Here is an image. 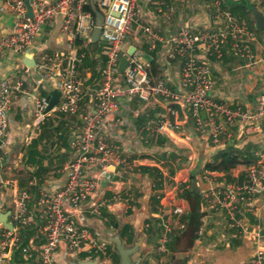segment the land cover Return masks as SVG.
Listing matches in <instances>:
<instances>
[{
	"label": "crops",
	"instance_id": "1",
	"mask_svg": "<svg viewBox=\"0 0 264 264\" xmlns=\"http://www.w3.org/2000/svg\"><path fill=\"white\" fill-rule=\"evenodd\" d=\"M53 1L49 0L51 3ZM155 1L161 7V12L148 0L137 1L126 47L136 46L149 55L152 58L150 64L156 62L159 65L161 80L170 89L177 90L180 82L179 63L164 61V53L170 46L156 42V49L151 51V40L141 27L150 26L159 37L168 40L183 23L198 24V11L212 15L213 0ZM238 1L224 0L225 8H228V2L236 4ZM169 7L173 10L171 15L167 13ZM252 13L254 15L248 19L247 16H238V20L250 19L249 26L256 27V30L251 29L256 33L250 45L255 63L240 57L230 45L224 48L222 58L206 57L213 81L210 96L215 102L230 108L254 110L257 99L264 94V62L259 61L264 56V32L257 31L254 20L256 17L258 23L264 21V7L259 5ZM12 20L4 0H0V40L10 33ZM66 40L64 20L57 17L46 27L43 36L36 37L33 46L24 55L0 61V80L10 70V65H20L18 73L12 74L10 80L14 83L22 81L28 93L19 98L20 101L14 104L10 112L11 134L3 150L6 156H18L21 169L20 166L6 169L0 165V174L5 179L15 181L19 189L28 188L29 181L35 182L32 186L33 200L30 202V208L34 209L33 222L20 229L10 215L7 219L14 228H18L21 238L20 248L13 253L15 264H41L40 249L45 243L46 221L40 218L35 200L39 191L55 189L63 183L65 175L62 170L72 158L71 143L80 130L77 117L53 112L47 115L43 124L37 128L34 126L29 93L35 86L37 68L32 67L24 72L23 61L29 55L38 64L42 54L52 55L56 50L65 49ZM101 46L102 43H87L81 38L75 40V47L86 53L79 70L91 75L84 83V97L79 106L81 111L90 106L99 84V70L103 64ZM199 55L205 57L202 51ZM51 91L45 88L36 97L48 98ZM162 101L158 99L145 103L134 99L127 110L120 111L115 119V129L124 136L125 143L105 138L107 144L118 147L114 152L116 159L109 165L114 170L107 169L101 173L97 168L90 169L88 174L99 179L95 197L77 209L65 206L76 227L89 230L97 241L106 243L105 255H91L84 248L70 253L64 247H59L53 255L55 264H119L120 257L113 244L116 237L125 248L137 245L135 253L129 256L131 264H252L256 248L261 246L264 249V201L258 192L251 194L246 201L251 211L236 209L233 219L224 210L208 209L201 198V194L208 190L220 192V198H223L228 188L247 182L251 165L264 170V127L261 123L254 127L236 124L227 127L226 134L220 135L217 142L196 136L188 140L186 133L192 131L193 126L190 119L180 112L175 120L178 127L174 131L161 135L148 134L145 131L146 123L156 124L165 116V103ZM201 114L203 118L204 113ZM120 117L126 118L125 126L119 125ZM19 124L26 129L29 127V133L19 131L16 128ZM52 135L54 141L58 140L56 143H53ZM100 135H103L102 132ZM134 141L139 142L140 153L131 145ZM223 154L238 161L229 172L206 168L208 164L216 166ZM158 182L161 183L160 187ZM190 189L200 197L202 217L198 229L186 225L181 221V215L172 212L175 206L183 207L184 213L188 211L189 204L183 193ZM152 197L156 200L161 198L158 206ZM11 210V188L0 189V215ZM182 225L184 228L181 229ZM166 227L170 229L169 232L165 231ZM161 239L166 240L163 250H160Z\"/></svg>",
	"mask_w": 264,
	"mask_h": 264
},
{
	"label": "built area",
	"instance_id": "2",
	"mask_svg": "<svg viewBox=\"0 0 264 264\" xmlns=\"http://www.w3.org/2000/svg\"><path fill=\"white\" fill-rule=\"evenodd\" d=\"M96 2V7L104 15V21L98 43H102L100 55L103 64L99 70V84L93 93L90 106L81 111L83 87L89 73H82L79 65L86 58V53L75 47V40L83 39L90 42L91 33L95 27L94 16L84 12V6ZM138 0H30L31 16H26L27 9L24 0H4L6 8L12 16L10 33L0 40V61L20 57L33 46L36 37L43 36L46 27L57 17L64 20L67 32L66 48L56 50L52 55L42 54L37 68L35 86L29 93L30 105L33 106L32 116L35 127L43 124L47 115L58 113L61 116H74L79 119L80 130L71 143L72 158L62 172L65 177L57 188L39 191L35 207L40 211V218L46 222L44 227L45 243L40 249L41 264H55L54 252L64 247L74 253L82 248L88 254L100 256L106 253V243L97 241L89 230L76 227L65 206L77 209L83 203L93 199L98 188V178L88 174L90 169L97 168L101 173L114 161L117 146H110L105 138L125 143L124 136L115 129V119L120 111L127 110L134 99L149 103L153 100H163L165 116L156 124L147 122L145 131L148 134L161 135L174 131L178 124L175 121L181 112L192 123V131L186 133V138H211L214 142L227 127L236 124H246L254 127L258 123L264 127V94L257 99L254 110L240 107L230 108L223 103L215 102L211 96L213 81L210 65L206 57L222 58L224 48L230 45L238 55L255 63L256 59L250 47L255 40V33L249 31L244 21H239L230 11L220 6L218 0H213L212 11H198V24L185 22L168 40H164L153 32L150 26H142L141 30L151 40L149 49H156V42L167 43L170 48L164 53L166 63H179L180 82L177 90L170 89L164 80L153 82L148 69L149 64L144 59V53L135 46L132 55H126V40L130 33L136 15ZM155 5L158 12L161 7L155 0H148ZM248 10L256 11L259 5L264 7V0H244ZM173 12L167 8L168 15ZM202 12V13H200ZM205 15V16H204ZM257 31L264 32V21L258 23ZM202 51L201 58L199 52ZM126 56V66L123 73L118 70L122 57ZM264 62V56L259 60ZM10 70L0 80V165L6 169L17 168L21 164L18 156L4 155L6 141L11 134L9 115L20 97L28 95L27 86L22 82L10 80V76L18 73L20 65L9 66ZM24 72L30 68L22 66ZM55 72L52 75V72ZM53 79V80H52ZM52 80V81H51ZM45 88L60 92V98L55 107L48 113L47 98H38L37 93ZM27 105L26 102L23 103ZM201 112L204 113L202 118ZM219 119H222L220 121ZM126 118L120 117L119 125H126ZM17 125L16 128L29 133V127ZM102 132L103 135H100ZM58 133V130L56 131ZM60 133V132H59ZM59 136V135H58ZM57 138V137H55ZM135 144V145H134ZM137 153L141 146L138 141L131 143ZM19 169V170H20ZM247 182L240 186L228 188L224 197L213 190L201 194L202 204L208 209L224 210L230 219L234 218L236 209L251 211L246 201L251 194L258 192L264 201V170L256 165L248 168ZM19 189L15 181L5 179L0 174V189L11 188V206L9 212L12 221L20 229L26 228L33 222L34 209L30 202L33 200L32 186ZM246 205V206H245ZM246 207V209H245ZM173 214L182 215L181 206L173 208ZM181 229L184 228L182 225ZM18 228L12 231L0 225V264L13 263V253L20 248L21 238ZM166 232L170 229L166 227ZM165 239H161L160 250H163ZM23 252H26L22 248ZM252 264H264V249L256 248Z\"/></svg>",
	"mask_w": 264,
	"mask_h": 264
},
{
	"label": "water",
	"instance_id": "3",
	"mask_svg": "<svg viewBox=\"0 0 264 264\" xmlns=\"http://www.w3.org/2000/svg\"><path fill=\"white\" fill-rule=\"evenodd\" d=\"M25 2V6H26V9H27V13H26V16L30 17L31 16V6H30V0H24ZM91 8L93 10V15H94V20H95V27L91 33V36H90V42L91 43H97L98 42V39H99V36H100V33H101V28H102V25H103V21H104V15L101 11H99L97 8H96V2L93 1L91 3ZM135 51V47L134 46H130L127 51H126V55H132V53ZM144 59L150 64V62L152 61V58L147 55V54H144ZM24 65L28 68H32L35 66V62L34 60L29 56L27 55L26 58H24V61H23ZM126 66V56L125 57H122L119 61V64H118V70L120 73H123V70ZM59 98H60V92L57 91V90H53L50 92L48 98H47V101H48V107L47 109L45 110V113H48L50 112L54 107L55 105L58 103L59 101ZM108 170L110 171H113L114 170V167L113 166H109L108 167ZM10 215L9 212L7 213H4V214H1L0 215V224H2L6 229L12 231L13 229V225L11 222H8V216ZM113 244H114V247H115V250L117 251L119 257H120V263L119 264H131L130 263V260H129V256L133 253H135L136 249H137V245L135 244L132 248H125L123 243L119 240L118 237L114 238L113 239ZM133 264H138V263H133Z\"/></svg>",
	"mask_w": 264,
	"mask_h": 264
},
{
	"label": "trees",
	"instance_id": "4",
	"mask_svg": "<svg viewBox=\"0 0 264 264\" xmlns=\"http://www.w3.org/2000/svg\"><path fill=\"white\" fill-rule=\"evenodd\" d=\"M227 3V2H226ZM228 7L229 5H233V3L228 2ZM230 12L235 16H244V14L247 12L246 7H245V1L244 0H239L234 6L229 7ZM84 11L89 12L93 16V10L91 8V5L88 4L84 6ZM170 62V61H169ZM149 72H150V77L153 82L159 81L162 79L161 76V70L159 68V65L156 62L151 63L148 66ZM238 161L234 157H228L226 154L221 155V161L216 165H206V168L212 169L218 172H223L227 173L229 172L236 164ZM157 178H160V175L156 174ZM152 177H155L152 174ZM156 178V177H155ZM158 186L160 187L161 183H157ZM183 197L186 199V201L189 204V209L187 212L181 215V221L186 223V225L191 226L195 229H198L200 223H201V217L202 213L199 207V202H200V197L199 194H195V191L193 189H190L188 191H185L183 193ZM155 198L152 197V200L154 201ZM155 206V205H153Z\"/></svg>",
	"mask_w": 264,
	"mask_h": 264
},
{
	"label": "rangeland",
	"instance_id": "5",
	"mask_svg": "<svg viewBox=\"0 0 264 264\" xmlns=\"http://www.w3.org/2000/svg\"><path fill=\"white\" fill-rule=\"evenodd\" d=\"M219 1V3H220V6L221 7H223V8H225V7H227L226 6V3H224V0H218ZM226 2V1H225ZM239 2V1H238ZM230 7H232V6H234V4L233 5H229ZM246 7V6H245ZM225 9H227L228 11L230 10L229 9V7L228 8H225ZM246 10H247V12L244 14V16L248 19L249 18V16H251V15H254V13H252L250 10H248V8L246 7ZM237 19H238V17H236ZM250 20V19H249ZM249 20L248 21H246V20H244V22L246 23V27H247V29L249 30V31H251V29L253 30V29H255L256 27H252V26H249ZM254 20H258L256 17H254ZM256 30V29H255ZM238 54V53H237ZM51 136V135H50ZM51 139H53L52 141H53V143H56L57 141H54V136L52 135V137H51ZM61 139V138H60ZM47 144H49V142L47 143ZM50 144H52V143H50ZM46 145V144H45ZM164 189H165V187H164ZM163 189V190H164ZM162 192V191H161ZM163 197V193H161V198ZM134 198V197H133ZM136 198H138V199H142V197L140 198V197H136ZM160 197H159V199H155V204H157V206L160 204L159 202H160V199H161ZM160 207V206H159Z\"/></svg>",
	"mask_w": 264,
	"mask_h": 264
},
{
	"label": "clouds",
	"instance_id": "6",
	"mask_svg": "<svg viewBox=\"0 0 264 264\" xmlns=\"http://www.w3.org/2000/svg\"><path fill=\"white\" fill-rule=\"evenodd\" d=\"M98 9V8H97ZM99 10V9H98ZM94 16V15H93Z\"/></svg>",
	"mask_w": 264,
	"mask_h": 264
}]
</instances>
